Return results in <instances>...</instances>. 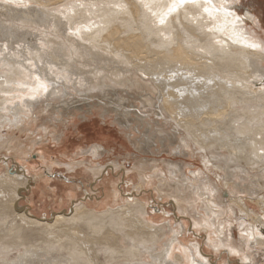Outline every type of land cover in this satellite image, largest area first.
I'll use <instances>...</instances> for the list:
<instances>
[{
    "label": "bare ground",
    "instance_id": "bare-ground-1",
    "mask_svg": "<svg viewBox=\"0 0 264 264\" xmlns=\"http://www.w3.org/2000/svg\"><path fill=\"white\" fill-rule=\"evenodd\" d=\"M243 2L248 3L245 13L236 10ZM172 3L173 0H0V130L14 129V123L25 121L21 123L23 128L44 131V123L39 127L38 121L46 117L61 122L70 116L74 121L83 101L91 115L92 110L103 107L117 113L120 124L116 123L120 130L128 132V140L139 133L133 120L143 122L147 118L149 112L139 108L143 104L130 107L119 99L116 103L107 101L104 95L100 97L103 99L87 98L81 90L100 94L118 87L122 94L137 96L145 103L150 101L148 94H155L161 120H146L156 126L150 132L154 130L163 138L167 133L162 123L170 120L175 130L184 135L179 137L180 147L174 154L180 148L189 151L190 144L200 156L211 153L209 160L203 161L204 167L210 173L221 174L218 184L204 174L203 181L210 182L204 183L200 173L187 177L183 168L173 163H167V171L151 174L134 163V192L138 194L157 182L154 191L160 201L173 198L169 205L180 215L175 220L178 227L174 228L169 223L153 225L147 218V207L137 195L125 197L114 183L113 206L109 203L99 207L106 209L87 206V200L96 198L86 191L82 199L70 202L68 211L51 214L48 219L34 217L18 206L31 185L30 177L5 163L0 175V254L20 247L23 252L14 262L0 264H214L211 256L201 251V238L207 248L219 254L222 250L241 264H252L249 249L238 248L223 215L233 213L232 205L236 207L252 221L248 229L242 228L244 233L239 238L245 236L246 243L256 246L264 243V235L256 226L264 227V198L243 196L241 190V194L234 192L231 180H227V174L235 173L243 179L255 168L264 171V88L260 87L264 85V8L261 0H211L212 6H223V10L209 16L203 10L204 0H197L196 4H185L164 16ZM161 17L164 23H160ZM42 26L46 31L29 40L30 31ZM87 61L105 68L72 79L81 70L80 62ZM40 83L47 85L46 92L39 88ZM74 92L79 94L73 96ZM257 101L263 104L253 105ZM103 111L101 117L105 120L109 111ZM174 133L172 136L178 139ZM8 138L0 134L1 150H5L2 148ZM75 150L82 151V147L77 145ZM106 152L100 145L91 146L81 154L89 155V164L81 159L75 167L68 164L67 170L73 169L76 174L77 166L87 163L83 173L94 178L93 183L101 180L103 173L115 170L99 163L92 165ZM36 157L45 160L42 154ZM111 165L117 167L119 163ZM224 189L231 194L230 203L225 202L229 195ZM76 190L71 189L69 197L77 199ZM89 192L94 191L89 188ZM248 203L258 210H249ZM192 212H196L195 217ZM184 216L193 219L189 221ZM187 225L190 235L196 237L195 243L188 245L184 244ZM49 255L52 260L46 258Z\"/></svg>",
    "mask_w": 264,
    "mask_h": 264
},
{
    "label": "rangeland",
    "instance_id": "rangeland-1",
    "mask_svg": "<svg viewBox=\"0 0 264 264\" xmlns=\"http://www.w3.org/2000/svg\"><path fill=\"white\" fill-rule=\"evenodd\" d=\"M238 4L239 3H237L236 6H238ZM261 5L264 8V0H261ZM247 7H248V3L243 2V5H240L239 8H236V10H239V12L242 11L243 13H245V10ZM0 19L3 20L2 17ZM6 25H8V23ZM45 31H46L45 26H42V28L38 27V31H35V30L30 31L31 35H29V40L37 39L36 36H38L39 38V35L44 33ZM263 31H264V28H263ZM261 36L262 38H264L262 33H261ZM14 47H16V44H14ZM80 64H81V70L77 71L75 75L72 77V79L76 77H80V76L86 77L85 74L91 70L100 71L102 68H105L103 65L101 66L93 65L91 61L80 62ZM78 72H80L81 74ZM262 84H260V87L264 88V85ZM254 88H255V92H258L256 86H254ZM117 89L118 87L110 88L109 90L105 91L104 93H100V94L99 92H94V93L89 92V90H85V91L81 90V92L82 94L84 93L85 95H87V98L88 96L89 97L92 96L95 98L103 99L100 97H103L104 95V98H106L107 101L112 102L114 100L115 102L113 103H116V101L118 102L120 100L123 105L127 104L126 106H130V107H139L140 105L138 106V104L142 103L143 104V105L141 104L142 107H139V108L141 110L143 108L142 111L144 112L146 109V113L149 112L147 114L148 119L146 118V120L155 121L161 118L158 102L157 100H155L156 99L155 94L154 95L148 94L147 96H149L148 99L150 101L145 103V101L143 100L142 101L138 100L137 96H133L131 94H122V92H120V90L119 89L117 90ZM72 94H74L73 96H76L79 93L74 92ZM77 99H81V97H77ZM127 99H129V101ZM135 100H136V103L134 102ZM96 102L97 101L95 100V103ZM124 102L126 103L124 104ZM80 103L81 105L78 108H82V110L84 111L81 110V111L75 112V118L73 119L74 121L72 120L70 121L71 119L70 116L64 117L61 122L55 121V119L53 118L49 119V117H46L48 119L38 121L39 127L43 123L44 124L46 123L45 125L44 124L42 125L45 128L44 130L45 132L42 131L41 129H37V131L35 129L27 130L22 127L21 125L22 122L20 124L14 123V127H12L14 129H8L7 127H5L0 130V134L2 137L6 136V137H9L8 139H10L9 141H5L6 143L2 148L4 149L5 147V150L0 149V161L4 160L0 162L1 163L0 164V175L3 174V171H5L4 168L6 167L4 166V164L7 163L10 169L16 170L17 168H19L22 170L23 173L27 174L28 178L30 177L29 180H30L31 185L28 187L27 190H25V192H23L22 194L23 198L20 199V202L18 203V206L21 208H24L25 210H28V213L30 215L37 217V218H47L48 219L51 217V214H59L62 211H68L67 209L70 206V202L77 201L78 199H82L84 194L87 192L89 195L95 196L96 198L92 200H87L86 202L88 203L87 206L95 208L96 210L100 209L101 206H104L105 204L108 205L109 203H110L109 206H113L112 201H113V183H114V186L118 187L116 189H120L121 193H124L123 195L125 197L130 194L137 195V199L139 200V202L142 205H145L147 207V213H148L147 218L148 220L152 221L153 225L160 226V225H167V223H169L171 227L177 228L178 225L175 224V220L177 219V217L179 218L180 215L177 214L176 210L172 209L171 206L169 205L170 202L174 201V199L167 197L165 199H162V201H160V199L158 198V195L154 191V188L156 187L157 182L153 183V185H151L150 187L145 188L144 191L139 192L138 194L134 192L133 186L136 183V175L134 173H132L131 175L134 163L139 164V168L143 169L147 174H151L155 172L156 170L165 172L167 171V163H173V164H176L178 168H183V172L186 174L187 177H190L192 174L197 175L200 173V178L202 182L204 183H210L208 181L206 182L203 181L205 180L204 174L207 175L213 181L214 184H218V182L221 181V177L219 178L221 174L217 173L216 171H212L213 173L211 172L212 173L211 174L204 167L206 163L203 161H207V159L209 160L211 153L210 154L208 153L206 155L207 157L205 156V154H202L200 156L199 154H197L198 150L195 147L192 148V146L188 144L189 151L185 150L186 151L185 152L184 149L180 148L182 152L179 150V152L177 153L175 152L174 154L173 151H178V148L180 147V145L178 144L180 143L179 137L184 138V135L181 131L175 130V127L172 126L173 124L170 120L168 121L167 119L165 121L163 120L164 124L162 123V125L164 126L166 125L165 133L167 134L166 136H163L164 139L162 138V136L161 138L158 135L156 136V133H153L154 130L150 132L151 129L153 128L156 129L155 125L149 124L148 121L146 120L143 122H140L138 120L137 121L133 120L135 126H137L140 129L138 130L139 133H135L133 134V136L128 137L129 138L128 139L129 141H128L125 138V135L126 134L129 135V134L126 130L124 131L120 130L119 125L116 123L117 121L116 119H119V118L116 117L115 115L117 113H111L113 112L112 109L111 111H109L110 110L109 107H103L104 109H107L109 111L108 116H106L105 117L106 119L103 120L104 118L101 117V115L104 112L103 108L101 109L96 108L97 110L94 109V111L92 110L94 115H91L90 109H88L89 106L87 107L86 106L87 104L84 105L85 102L83 103V101H80ZM261 104L263 103H261L260 101H257V103H254L253 105L259 106ZM148 105H152V106L149 107ZM71 106H74V105H71ZM72 114L73 113H71L70 115ZM156 117L158 118L156 119ZM22 121L24 120L22 119ZM120 121L122 122V120ZM56 123H58V125ZM118 123L120 124V122ZM16 124L17 125L19 124V125L16 126ZM52 124L54 125L52 126ZM169 125L172 127H170ZM67 126H68V129L66 130ZM172 131L173 133L174 131H176L179 140L172 136ZM47 133L50 135H48ZM142 133L143 134L145 133L144 134L145 137L143 136ZM153 137L155 138L152 139ZM58 139L60 140L58 141ZM163 140H166V142L163 143ZM153 143H155V145ZM31 145H33L31 147L32 150L31 152L27 153L26 151L29 149ZM77 145L78 147H82V151L75 150V147H77ZM94 145L102 146L107 152L102 157H100V159H97L95 161L93 160L92 165L99 163L106 167L111 166L115 170L114 172L107 171V173H103L102 175L103 178H101V180L97 179L96 182L94 181L93 183L94 178L90 179L89 175L83 173V171L87 169L86 167L89 166L88 165L89 164L88 162L90 160L89 155L86 154L85 156H83L81 154H83L86 150H88V148ZM175 145H177L178 147H176ZM66 153L67 154L69 153L68 158H65L64 156ZM74 153H77V155H75ZM36 154L44 155L45 160L43 161L42 159H39L38 157H36ZM200 157H202V159ZM81 159L86 160L88 164L85 163L83 166H77L78 170L76 174H74L73 169L70 171L67 170V167L69 165H74L72 167H75V165H77L78 161H80ZM114 162L119 163V165H117L118 168L116 166L113 167V165H111V163H114ZM121 169L122 171L120 173L119 170ZM227 175H228L227 180H231V187L234 188L233 189L234 192L239 191L240 193V190H241L242 192H244V194H242L243 196H249V198H255L254 196L256 197L261 196L262 198H264V171L263 169L257 170L255 168V170L251 171L249 174H246L243 177V179L240 176L236 175L235 173H233L232 176H230L231 174H227ZM122 177H123V180L121 179ZM127 179L129 181H127ZM194 183L195 181L193 180L192 182V179H191V184H194ZM91 184L93 186L90 187ZM235 184H236V187H235ZM75 186L80 187V190L76 188ZM221 186H223V183L221 184ZM211 187L212 185L209 184V188H208L209 191H211ZM89 188L93 189L94 194L89 192ZM71 189L72 190L77 189L76 190V193L78 195L77 199L75 198L73 199L69 197ZM224 191L227 194V196L229 195L225 199V202L230 203L229 200L231 199V196H230L231 194H229V191L226 189H224ZM65 203L67 205H65ZM123 204H125L124 201H123ZM247 207L251 211L258 210V208L254 206L252 203H248ZM106 208L107 207H104L103 209H106ZM103 209H100V210H103ZM232 209H233V213L227 211L226 212L227 214L223 215V219L225 220V224L230 226V230L232 229L231 231L235 238V244L239 246L238 248H243L245 251H247L246 250L247 248L249 249L247 252L250 254L251 258L253 259L254 263L252 262V264H264V243H262L261 246H256L253 242L251 244L246 243L245 236L244 238H239L240 236H243L242 234L244 233L242 231V228L244 227V230L245 228L248 229L247 228L248 224L250 225L252 221L248 218L247 215H244L243 212H240L233 205H232ZM195 213L196 212H192L191 216L195 217L196 216ZM191 216L189 217L184 216V217H186L187 219L189 218L188 220L191 221L190 219H193ZM183 222L184 221H180V223H183ZM239 225H243V226L239 227ZM256 226H258L257 228L261 229V232L264 235V227L260 225H256ZM188 227L189 226L187 225L185 228L186 236H185L184 244L186 245L195 243L194 240L196 238L192 234L190 235ZM214 228H211V230H214ZM191 230H192V226H191ZM194 234L198 235L196 234V232ZM200 240H201L200 241L201 251L205 255L209 257L211 256L210 261L212 263L214 264H241L238 258L231 257V256L228 257V254L226 252H222V250L220 251V254H219L213 249L207 248L202 238ZM240 240L242 241V243ZM243 242L245 244H243ZM246 244H249L248 247L246 246ZM15 249L9 250L8 252L5 253V255L3 253H2L3 255L0 254V258H1L0 261L8 262V263L14 262L13 260H16L18 255L23 252L21 247L16 250ZM50 256L51 255L46 256V258L49 260L51 259ZM214 256H215V259H214ZM54 257L58 258L59 256L54 255ZM2 258L4 259L2 260Z\"/></svg>",
    "mask_w": 264,
    "mask_h": 264
},
{
    "label": "snow or ice",
    "instance_id": "snow-or-ice-1",
    "mask_svg": "<svg viewBox=\"0 0 264 264\" xmlns=\"http://www.w3.org/2000/svg\"><path fill=\"white\" fill-rule=\"evenodd\" d=\"M197 0H173V3L168 7L167 12L164 13V16H167L169 13L176 11L179 7L184 6L185 4H196ZM204 4L206 5L204 7V11L209 14V16H212L214 11H222L223 6L221 8L217 9L215 6L211 5V0H204ZM230 14V13H228ZM160 23H164V18L161 17ZM213 29H209V31H212ZM219 42V41H217ZM251 47H255L256 45H250ZM39 79V78H37ZM39 88L43 89L45 92L47 91V85L45 83H40Z\"/></svg>",
    "mask_w": 264,
    "mask_h": 264
}]
</instances>
